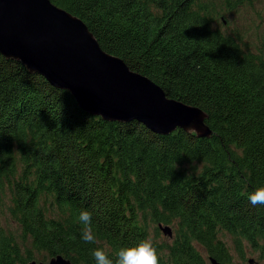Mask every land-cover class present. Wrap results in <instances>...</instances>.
Instances as JSON below:
<instances>
[{"label": "trees", "instance_id": "trees-1", "mask_svg": "<svg viewBox=\"0 0 264 264\" xmlns=\"http://www.w3.org/2000/svg\"><path fill=\"white\" fill-rule=\"evenodd\" d=\"M51 1L168 97L206 111L212 135L108 121L0 51V264H28L35 250L95 264L91 248L115 259L145 236L159 264H207L195 244L229 262L224 235L264 256V205L247 199L264 184V42L254 51L215 26L220 3L252 0ZM82 208L96 245L80 240ZM160 223L177 229L171 244L156 240Z\"/></svg>", "mask_w": 264, "mask_h": 264}, {"label": "water", "instance_id": "water-1", "mask_svg": "<svg viewBox=\"0 0 264 264\" xmlns=\"http://www.w3.org/2000/svg\"><path fill=\"white\" fill-rule=\"evenodd\" d=\"M0 51L56 87L70 90L87 112L108 121H140L161 135L178 128L212 135L206 111L168 97L153 79L101 47L79 16L51 0H0ZM159 227L173 235L169 225ZM210 261L223 264L215 256ZM249 262L258 264L252 257ZM28 264L74 263L57 254L49 261Z\"/></svg>", "mask_w": 264, "mask_h": 264}, {"label": "rangeland", "instance_id": "rangeland-1", "mask_svg": "<svg viewBox=\"0 0 264 264\" xmlns=\"http://www.w3.org/2000/svg\"><path fill=\"white\" fill-rule=\"evenodd\" d=\"M224 1V0H220ZM222 3L218 5L217 15L219 19L216 20L215 26L219 25L226 32H231L238 39L241 38L243 44H247L254 51H258L260 45L264 42V0H252L249 4L238 5L235 9H229V7H224ZM7 212L5 207H3V201H0V224L3 227L8 226ZM169 225L173 229V235H166L160 228V235L156 237V240L163 242L166 245L171 244L174 241V236L176 235L177 229L172 224H164V226ZM152 234H154V225H152ZM226 242L227 248H229L230 261L223 264H250L249 258H254L259 264H264V256L261 254V250H256L255 248L244 245V254H240L235 248L234 239L229 235L220 236ZM21 242V241H20ZM23 246V245H22ZM196 249L199 250L202 257L205 259L207 264H211L210 254L204 247L195 244ZM25 248V246H24ZM34 257L38 262L49 261L44 259V252L38 253L36 250L33 252ZM166 256L168 251L165 252ZM221 261V260H220Z\"/></svg>", "mask_w": 264, "mask_h": 264}, {"label": "clouds", "instance_id": "clouds-1", "mask_svg": "<svg viewBox=\"0 0 264 264\" xmlns=\"http://www.w3.org/2000/svg\"><path fill=\"white\" fill-rule=\"evenodd\" d=\"M247 199L253 207L264 205V184L255 187ZM77 220L81 226L80 240L85 244L96 245L93 212L82 208L79 210ZM89 251L95 264H159L157 246L151 236H145L132 245L121 246L115 253V259L103 246L93 247Z\"/></svg>", "mask_w": 264, "mask_h": 264}, {"label": "bare ground", "instance_id": "bare-ground-1", "mask_svg": "<svg viewBox=\"0 0 264 264\" xmlns=\"http://www.w3.org/2000/svg\"><path fill=\"white\" fill-rule=\"evenodd\" d=\"M60 88V87H59ZM63 89V88H62ZM178 129H182V128H178ZM52 258H50L49 260H51ZM34 260V259H33ZM32 261V260H31Z\"/></svg>", "mask_w": 264, "mask_h": 264}]
</instances>
